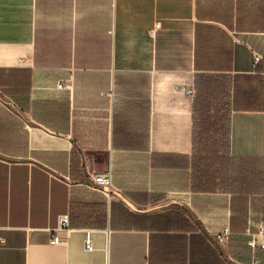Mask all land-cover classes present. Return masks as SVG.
<instances>
[{
    "label": "crops",
    "instance_id": "obj_1",
    "mask_svg": "<svg viewBox=\"0 0 264 264\" xmlns=\"http://www.w3.org/2000/svg\"><path fill=\"white\" fill-rule=\"evenodd\" d=\"M200 74L239 91L232 185L200 176ZM261 226L264 0H0V264H264Z\"/></svg>",
    "mask_w": 264,
    "mask_h": 264
},
{
    "label": "trees",
    "instance_id": "obj_2",
    "mask_svg": "<svg viewBox=\"0 0 264 264\" xmlns=\"http://www.w3.org/2000/svg\"><path fill=\"white\" fill-rule=\"evenodd\" d=\"M226 77L223 75H205L200 74L195 79V95H194V136L193 142L194 147L198 149L199 153V166H200V176L212 179H218L220 176L223 177L225 182L232 185L236 182V178L233 175V171H235L237 160L231 157L228 154V147L230 141V113L228 114L227 125H225L222 130L226 133V149L224 153H221L218 148L216 149L212 147V151L209 153H202L200 148L201 139L199 133V122L201 120L200 116L204 115L206 120L203 122L205 127H202L204 133L214 131L220 125L217 122H212L210 120L209 115L213 108L218 107L215 103L218 101L223 93L226 90ZM235 85V96L233 99L234 109L237 107V99L239 95V91L237 85ZM233 112V111H232ZM225 120V119H224ZM70 223V219H69ZM70 225V224H69Z\"/></svg>",
    "mask_w": 264,
    "mask_h": 264
},
{
    "label": "rangeland",
    "instance_id": "obj_3",
    "mask_svg": "<svg viewBox=\"0 0 264 264\" xmlns=\"http://www.w3.org/2000/svg\"><path fill=\"white\" fill-rule=\"evenodd\" d=\"M234 96V82L231 81V79H226V90L223 93L222 97L215 102L218 107L213 108L211 114L209 115L212 122H217L220 125V127H217L216 130L204 133L202 127H205L203 122L206 120V117L204 115L200 116L201 120L199 122L200 126L198 132H203L202 136H199L201 139L200 148L202 150V153L211 152L212 147H216V149L218 148L221 153H224V150L226 149V133L224 130H222V128L227 125L229 111H231V116L234 109Z\"/></svg>",
    "mask_w": 264,
    "mask_h": 264
},
{
    "label": "built area",
    "instance_id": "obj_4",
    "mask_svg": "<svg viewBox=\"0 0 264 264\" xmlns=\"http://www.w3.org/2000/svg\"><path fill=\"white\" fill-rule=\"evenodd\" d=\"M59 87H63L62 84L59 85ZM192 91H190L191 93ZM92 184L96 189H99L102 191L105 195L110 196L113 189V183H112V171L109 169L108 171L91 176ZM60 228L68 227L69 226V216L65 215L62 216L60 219ZM59 239L57 235H54L52 237V242H58ZM3 240L0 239V245L3 244ZM248 245L252 248V250L255 251L258 249L264 250V226H261L259 228V231L256 234L252 235V238L248 242ZM86 249L88 251L93 250V242L90 236H87L86 238ZM255 263H258L259 260L257 258L254 259Z\"/></svg>",
    "mask_w": 264,
    "mask_h": 264
}]
</instances>
